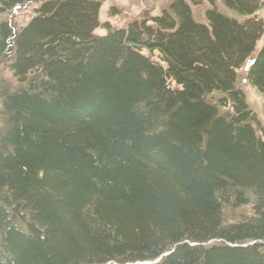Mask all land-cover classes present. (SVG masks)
Listing matches in <instances>:
<instances>
[{"label":"trees","instance_id":"16d2710c","mask_svg":"<svg viewBox=\"0 0 264 264\" xmlns=\"http://www.w3.org/2000/svg\"><path fill=\"white\" fill-rule=\"evenodd\" d=\"M223 1L247 20L175 0L117 28L46 0L0 23L28 76L0 80V264H264V130L237 85L264 0ZM247 77L264 100V45Z\"/></svg>","mask_w":264,"mask_h":264},{"label":"rangeland","instance_id":"374dc122","mask_svg":"<svg viewBox=\"0 0 264 264\" xmlns=\"http://www.w3.org/2000/svg\"><path fill=\"white\" fill-rule=\"evenodd\" d=\"M46 0H30L24 6H19L14 10L7 11L5 13H0V23L1 22H11L12 25L21 26L27 25L31 19L37 14V10L41 3ZM101 2L99 19L102 24L111 23L117 28H125L128 23L133 20H137L143 16L145 13H150L153 16L160 15L163 11L167 10L168 7L175 2V0H98ZM192 9L193 17L195 21L207 24L206 12L209 9L214 8L215 11L220 12L228 17L237 19L240 22H244L245 16H241L238 12L227 8L223 0H186ZM260 5L259 0L257 1V7ZM255 20L260 22L263 19L264 22V6L257 10L255 15ZM260 18V19H259ZM261 24V22H260ZM262 26V25H261ZM107 27H100L95 31L96 35L106 34ZM261 38L257 41V45L252 56L257 57L259 51L264 45V30L261 32ZM251 56V57H252ZM252 57V59H253ZM245 59L244 64L240 70L237 72V85L242 90L246 97L247 104L249 108L256 114L259 118L263 128H264V100L262 96L257 92V90L250 83L247 74L249 67L251 66V60ZM250 62V63H249ZM250 65V66H249ZM16 78L11 71H9V58L0 60V80L4 79L9 81L13 86L16 84L21 85L22 83H17ZM2 106V100L0 99V109Z\"/></svg>","mask_w":264,"mask_h":264},{"label":"water","instance_id":"95a60500","mask_svg":"<svg viewBox=\"0 0 264 264\" xmlns=\"http://www.w3.org/2000/svg\"><path fill=\"white\" fill-rule=\"evenodd\" d=\"M27 78L26 77H24V79H20L19 81L20 82H22V81H25Z\"/></svg>","mask_w":264,"mask_h":264}]
</instances>
